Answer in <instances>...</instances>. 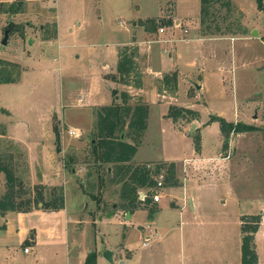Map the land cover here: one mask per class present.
I'll use <instances>...</instances> for the list:
<instances>
[{"label":"rangeland","instance_id":"obj_1","mask_svg":"<svg viewBox=\"0 0 264 264\" xmlns=\"http://www.w3.org/2000/svg\"><path fill=\"white\" fill-rule=\"evenodd\" d=\"M23 1V12L0 13V72L4 67L17 78L0 82V155L22 182L17 201L31 199L38 184L47 196L59 186L65 208L0 213V264H83L96 249L97 264H181L180 224L184 242L192 230L210 233L200 249L209 260L216 253L223 264H241L243 214L261 215L255 247L258 264H264V10L256 0H229L228 8L226 0L210 3L204 21L201 0ZM150 20L155 29L148 31ZM125 44L137 48L142 73V88L131 92L148 108L134 158L158 160L152 166L174 162L180 185L161 189V203L188 188L201 204L194 218L189 201L181 214L166 207L137 209L131 219L115 213L119 185L109 182L110 165L100 164L91 140L96 108L119 102L120 92L129 91L106 76L116 72L118 49ZM171 73L177 74L176 90L159 92L157 79ZM170 105L196 110L198 120L174 122L167 116ZM211 116L259 129L232 134L225 151L220 124L210 122ZM192 122L211 161L187 162L183 171V160L197 154ZM5 192L0 172V197ZM161 217H170L174 229L157 242V257L149 260L144 227H157ZM106 250L113 252L111 261Z\"/></svg>","mask_w":264,"mask_h":264},{"label":"trees","instance_id":"obj_2","mask_svg":"<svg viewBox=\"0 0 264 264\" xmlns=\"http://www.w3.org/2000/svg\"><path fill=\"white\" fill-rule=\"evenodd\" d=\"M219 0H201L200 12L202 21L208 11V4ZM260 10H264V0H256ZM23 0L14 2L0 1V13H21L23 12ZM230 7V1L223 4ZM145 24L148 31L154 30L155 26ZM149 21V22H150ZM155 23V22H154ZM170 23V22H169ZM219 28V27H218ZM220 29V28H219ZM264 40V38H262ZM1 64H5L2 62ZM3 72V74H2ZM0 82H13L17 78L11 76L6 68H1ZM3 75V76H2ZM111 76L113 80L121 82L125 86L141 88L142 73L137 59V48L131 44H125L118 49V61L116 72ZM177 88V74H165L157 79V89L161 91H174ZM119 102L110 105L99 106L95 110V129L92 133V151L100 161V164L110 165V171L106 169L105 175L110 183L119 185L118 197L119 210L125 213H133L140 208L158 209L156 202L150 198L152 188L156 185L155 175L163 173V187H177L180 182L176 176L174 162H158L152 166V162H135L133 157L142 143V138L148 126V108L140 95H133L127 90L119 94ZM167 116L177 122L180 118L198 120V112L188 107L170 105ZM210 122L217 121L220 124L223 135V149L229 147V140L232 134L241 132L256 131L259 128L242 122H228L223 117L211 116ZM58 136V135H57ZM195 152L200 151V134L192 135ZM0 172L4 173L6 192L0 197V213L7 211L28 212L33 208H41L45 211H55L64 208L63 188L52 186L50 194H45L46 187L42 184L35 186V193L31 199L25 202L16 200L21 192V180L3 155H0ZM102 183L103 178L99 176ZM147 190L144 200L139 199V191ZM260 214H243L240 217L241 243L240 257L241 264H258V256L255 247V233L259 228ZM97 254L90 251L85 257L83 264H97Z\"/></svg>","mask_w":264,"mask_h":264},{"label":"crops","instance_id":"obj_3","mask_svg":"<svg viewBox=\"0 0 264 264\" xmlns=\"http://www.w3.org/2000/svg\"><path fill=\"white\" fill-rule=\"evenodd\" d=\"M178 22H180L179 19H175V24H177ZM137 45H139V43ZM128 88H129L128 90H129V92L131 94L138 95L137 93H134L133 91L131 92V90L132 89H140V88H133V87H129V86H128ZM196 127H197V124H196ZM199 134H200V151L198 153L196 152L197 153V154H195L196 157L187 158V159L185 158L183 160V163H182L183 171L185 170V166H187V165H185V163H187V162L194 163V166H197L198 164H202V163L211 161V158H207V157L204 156V139H203V134H202L201 130H199ZM229 147H230V144H229ZM133 161H136V162H142V161L153 162V161H158V160H136L133 157ZM170 188L175 189L176 187H167V188H165V191L170 189ZM188 190L189 189L187 188L186 192H185V187H184L183 188V192H182V196L178 195V197L170 199L168 202L163 203V205L161 203L162 202V198H160L159 202L157 203L158 208H160V211L164 207H166L168 211L178 210L179 214H181L182 211L187 209L188 201H189V205H190V209H191L190 211L193 214V218H194L195 215H198L199 213L201 214V209H200L201 208V204H200V202L196 201L195 197L189 195V193H187ZM64 208H65V200H64ZM170 209H172V210H170ZM21 213H23V212H21ZM115 213H117L121 217L122 216L126 217V219H131L132 217H134V215L136 213V210L133 213H125V212H123V214H122V211H119V210L117 212H115ZM162 219H164V220H162ZM162 219L158 220L157 227L156 226L153 227L150 224H147L144 227L146 230H149V233H148L149 235L147 234L146 236H150V241L146 245L142 244V246L144 248H149V253H146V258L149 259V260L150 259L152 260L153 258L157 257L156 256L157 253H158L157 249L159 247L157 242L161 241L163 239V236H169L170 232L174 229V227L170 223V217H166V219L165 218H162ZM192 219L189 220L191 222V224H192ZM158 226H160L162 228V230H164L163 235H161L159 233V231L157 229V228H159ZM178 232H179V237H178L179 251H178L177 257L180 260L181 264H221L222 263L221 259H218V260L216 259L217 258L216 255H218L216 253H215V255L213 254L215 256V257H213L214 258L213 261L208 259L207 256H210V255L206 256L202 252L200 253L201 247H203L206 243H209V238H210L209 234L210 233H207V232L205 233L204 230H202V231H200V230H197V231L196 230H192L188 234V236H189L188 237V241L184 242L183 229H182V225L181 224L179 225V231ZM256 235H257V233H256ZM255 238H256V236H255ZM168 242H169V239H167L164 242L163 246H162V251H163V253L166 254V256H165L166 258H167V255H169V252H168V248L169 247L167 246ZM240 243H241V241H240ZM240 243H239V246H238L239 255H240ZM186 244H187V247H186ZM220 244L223 247L224 256H226V254H227V246H225V241L220 242ZM126 246H127V244H126ZM127 248H128V246H127ZM233 248H234V244H233ZM94 251L97 253V249L94 250ZM131 252L132 251L128 248L127 249V256L132 259L133 254ZM186 252H187V255H186ZM219 256H221V255H219ZM186 257H187V261H186ZM81 259H82V257H80V260ZM112 259H113V252H111V260ZM217 261H219V263ZM226 263H227V261H226ZM122 264H127V263H124L122 261Z\"/></svg>","mask_w":264,"mask_h":264},{"label":"built area","instance_id":"obj_4","mask_svg":"<svg viewBox=\"0 0 264 264\" xmlns=\"http://www.w3.org/2000/svg\"><path fill=\"white\" fill-rule=\"evenodd\" d=\"M159 30L162 31L163 29L160 28ZM70 134H74V132L70 131ZM154 178L156 180V185L151 189L152 194L150 195V198L152 199L153 202L158 203L161 198V189L165 188L163 187V173L162 172L158 173L157 175H155ZM146 196H147L146 189H142L139 191L140 200H144ZM149 241H150V236H146L142 244L146 245ZM25 251H27V249H25Z\"/></svg>","mask_w":264,"mask_h":264},{"label":"water","instance_id":"obj_5","mask_svg":"<svg viewBox=\"0 0 264 264\" xmlns=\"http://www.w3.org/2000/svg\"><path fill=\"white\" fill-rule=\"evenodd\" d=\"M253 34H256V32L254 31ZM5 42H6V37L2 39L1 43L5 44ZM195 126H196V124L194 122H192L191 125H190V130H189L190 135L193 134V130H194ZM104 256H105L106 259L111 261V252L109 250H106L104 252Z\"/></svg>","mask_w":264,"mask_h":264}]
</instances>
